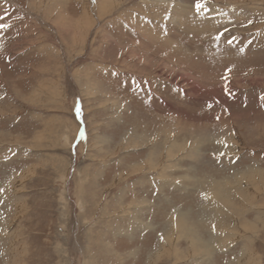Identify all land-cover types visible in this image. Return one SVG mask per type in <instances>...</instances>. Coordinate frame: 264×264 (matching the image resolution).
<instances>
[{
    "label": "rangeland",
    "instance_id": "374dc122",
    "mask_svg": "<svg viewBox=\"0 0 264 264\" xmlns=\"http://www.w3.org/2000/svg\"><path fill=\"white\" fill-rule=\"evenodd\" d=\"M0 264H264V0H0Z\"/></svg>",
    "mask_w": 264,
    "mask_h": 264
},
{
    "label": "bare ground",
    "instance_id": "6f19581e",
    "mask_svg": "<svg viewBox=\"0 0 264 264\" xmlns=\"http://www.w3.org/2000/svg\"><path fill=\"white\" fill-rule=\"evenodd\" d=\"M229 14V13H228ZM225 134V133H224ZM199 139V138H198ZM195 143V142H194ZM196 144V143H195ZM170 146V145H169ZM177 149V148H176ZM188 155V154H187ZM170 157V156H169ZM191 157V156H190ZM196 158V157H195ZM188 167V166H187ZM188 172V171H187ZM190 173V172H189ZM211 179V178H210ZM232 181V180H231ZM207 183V182H206ZM228 189V188H227ZM215 190V189H214ZM222 193V192H221ZM220 195V194H219ZM211 196V195H210ZM214 196V195H213ZM216 197V196H215ZM231 200V199H230ZM222 202V201H221ZM225 202V201H224ZM228 205V204H227ZM155 206V205H154ZM227 208V207H226ZM178 215V214H177ZM181 216V215H180ZM175 217V216H174ZM209 217V216H208ZM217 217V216H216ZM182 219V218H181ZM209 219V218H208ZM175 220V219H174ZM177 220V219H176ZM184 221V220H183ZM187 221H188V219H187ZM176 223H178L177 221H176ZM180 225V224H179ZM182 225H184L183 223H182ZM171 226V225H170ZM188 226V225H187ZM177 228V227H176ZM180 229H181V225H180ZM174 230V229H173ZM179 230V229H178ZM182 231H184V230H182ZM172 232H174V231H172ZM175 233V232H174ZM185 233V232H184ZM197 234V233H196ZM181 235V234H180ZM187 235V234H186ZM197 237V236H196ZM192 238H193V236H192ZM193 240V239H192ZM215 240V239H214ZM216 241V240H215ZM196 242V241H195ZM214 244V243H213ZM207 246V245H206ZM208 247V246H207Z\"/></svg>",
    "mask_w": 264,
    "mask_h": 264
},
{
    "label": "snow or ice",
    "instance_id": "6c2138e0",
    "mask_svg": "<svg viewBox=\"0 0 264 264\" xmlns=\"http://www.w3.org/2000/svg\"><path fill=\"white\" fill-rule=\"evenodd\" d=\"M203 5H201L200 3H197V9H199L200 7H202ZM83 135V134H81Z\"/></svg>",
    "mask_w": 264,
    "mask_h": 264
}]
</instances>
